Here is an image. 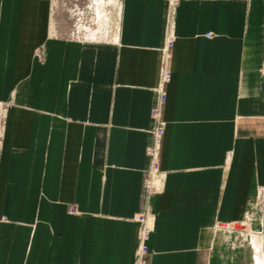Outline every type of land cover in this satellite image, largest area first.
I'll return each mask as SVG.
<instances>
[{
  "label": "crops",
  "instance_id": "0c3cea01",
  "mask_svg": "<svg viewBox=\"0 0 264 264\" xmlns=\"http://www.w3.org/2000/svg\"><path fill=\"white\" fill-rule=\"evenodd\" d=\"M115 1L111 40L84 41L53 36L51 0H0V264H135L146 208L145 264H249L242 235L264 254V0Z\"/></svg>",
  "mask_w": 264,
  "mask_h": 264
},
{
  "label": "built area",
  "instance_id": "2783aa9c",
  "mask_svg": "<svg viewBox=\"0 0 264 264\" xmlns=\"http://www.w3.org/2000/svg\"><path fill=\"white\" fill-rule=\"evenodd\" d=\"M170 7L169 20H171V9ZM173 47V35L170 30V26L167 28L166 43L163 49V57L161 61L160 74L155 90V100L152 108L150 109V119L153 127L150 131L151 142L146 149V157L149 161V168L146 173L143 190L146 195L150 196L156 192V181L160 178V151L162 138L165 133V122L162 118L163 109L167 100V85L171 79V73L169 71V61L171 56V49ZM1 108V107H0ZM3 109V107H2ZM1 145V143H0ZM148 212L146 208L143 214L139 215L135 220L138 225L137 242L140 244V250H137V256L135 264H145V258L149 255L148 242L152 233V229L149 227ZM71 214H75L76 211L73 209L70 211ZM220 225L217 226L218 229Z\"/></svg>",
  "mask_w": 264,
  "mask_h": 264
},
{
  "label": "rangeland",
  "instance_id": "374dc122",
  "mask_svg": "<svg viewBox=\"0 0 264 264\" xmlns=\"http://www.w3.org/2000/svg\"><path fill=\"white\" fill-rule=\"evenodd\" d=\"M51 1L52 13L54 14L52 29L55 34H53V36L57 34L56 29H61L62 25L65 28L67 27L66 32L69 33V36H66L70 40H79L82 38L84 41H109L114 35L117 15L115 0H97V2L94 0ZM75 25L79 28L78 32L71 28L72 26L75 27ZM79 30L81 31L79 32ZM94 30H97V32L94 33ZM92 33L94 34L91 36ZM94 35L95 37L93 38ZM37 57L39 61H43L42 53L38 52ZM3 109L6 113L7 107L3 106ZM243 229L242 226L236 227L238 232H241ZM249 253V251L247 253L245 252V257L247 258L246 262L250 264L248 260Z\"/></svg>",
  "mask_w": 264,
  "mask_h": 264
},
{
  "label": "bare ground",
  "instance_id": "6f19581e",
  "mask_svg": "<svg viewBox=\"0 0 264 264\" xmlns=\"http://www.w3.org/2000/svg\"><path fill=\"white\" fill-rule=\"evenodd\" d=\"M94 1L97 2V0H94ZM98 29H99V27H98ZM93 32L95 33V32H97V30H94ZM94 33H92L91 36ZM94 37H95V35L93 36V38ZM219 227H220V229L229 228L228 226H219ZM239 244H240L239 247L237 246L238 248L244 249V252H246V253L248 251L250 252L249 253V257H248V260H249L250 264H264V254H263V248H262V243L261 242H257L256 243V241H254L252 239H248V238L246 239L245 235H242L241 241L239 242ZM138 250H140V244H138Z\"/></svg>",
  "mask_w": 264,
  "mask_h": 264
}]
</instances>
